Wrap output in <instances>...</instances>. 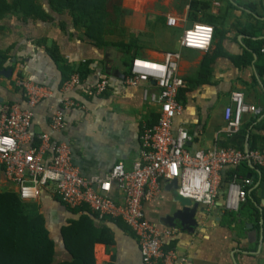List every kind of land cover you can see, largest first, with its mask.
I'll return each instance as SVG.
<instances>
[{
	"label": "crops",
	"instance_id": "obj_1",
	"mask_svg": "<svg viewBox=\"0 0 264 264\" xmlns=\"http://www.w3.org/2000/svg\"><path fill=\"white\" fill-rule=\"evenodd\" d=\"M40 1L46 5L45 0ZM190 1L104 0L103 43L97 45L83 36L68 11L56 15L51 22L29 20L42 28L36 38H5L0 32L1 48L10 47L15 59L11 74H0V106L17 103L26 107L27 94L15 83L19 77L42 87L44 93L32 108L30 126L32 142L38 144V136L49 132L52 114L62 105L61 100L69 97L74 104L65 110V127L52 138L69 144L71 161L80 174L104 176L117 162H122L129 170L139 155L142 129L159 116V104L151 99V94L157 93L159 88L153 80L130 85L124 81L125 72L133 58L161 61L165 53L179 52L177 73L184 85L178 92L183 112L173 119L172 131L175 133L179 126L186 129L190 140L185 146L191 152L214 146L249 149L248 134L243 135L240 129L255 116L257 119L249 128L264 119V49L259 53L251 51L249 58L244 55L246 36L236 29V25L246 20L242 13L243 0H198L202 5L196 11V21L189 17ZM252 1L256 11L263 13L261 19L264 20V0L262 5L257 0ZM230 4L236 8L229 9ZM167 15L173 16L177 24L168 25ZM200 22L216 24L221 34L216 38L212 36L207 50L182 47L183 30ZM257 38L264 39V29ZM51 44L57 46L70 66L87 63L86 78L67 92L63 85L71 74L62 79L60 65L43 48ZM102 78L108 80L106 89L91 93L90 88ZM233 90L240 91L247 103L257 107V112L243 114L240 129L226 135L223 112L231 104ZM259 132L264 135V130ZM247 163L250 168L245 176L235 174L236 179L251 180L249 185L243 186L245 197L236 209L224 205L227 184L233 178L231 171L235 166H224L220 170L215 203L208 207L198 204L193 229L175 225L174 243L164 244V247L172 246L178 257L184 258L183 264H264V166ZM0 176L6 180L1 169ZM8 188L13 189V186L10 184ZM112 193L118 197L115 185ZM36 201L48 217L50 229L51 224L59 227L77 217L59 202L50 188L42 190ZM178 208L179 203L163 187L156 200L145 203L144 212L161 228L167 224L160 218ZM90 216L96 225H106L114 235L113 244H94L96 264H142L137 240L123 222L101 219L95 213ZM56 248L59 258L67 256L62 244H56Z\"/></svg>",
	"mask_w": 264,
	"mask_h": 264
},
{
	"label": "built area",
	"instance_id": "obj_2",
	"mask_svg": "<svg viewBox=\"0 0 264 264\" xmlns=\"http://www.w3.org/2000/svg\"><path fill=\"white\" fill-rule=\"evenodd\" d=\"M166 22L172 26L177 24L170 15ZM212 36V26L192 23L183 30L180 45L207 50ZM179 58V52H167L161 61L131 60L124 81L133 86L155 81L159 89L151 94V99L159 104V116L142 129L139 155L131 169L127 170L122 162H117L104 176L80 174L71 161L69 144L52 138L65 127V110L74 104L69 97L63 98L62 105L52 114L49 132L38 136V144L32 142V108L44 91L22 77L17 78L16 85L27 94L26 107L17 103L0 106V169L6 181L24 201H36L42 190L50 188L70 209L86 206L98 218L121 220L137 240L142 264H183L184 258L178 257L172 246L164 247V244L174 243L177 227L156 226L145 215V203L161 195L165 182L177 179V191L181 195L206 207L212 206L218 193L220 170L244 161L264 166V148L249 149L248 152L231 146H214L194 152L186 148L185 144L190 140L186 129L179 126L175 133L172 131L173 119L183 112L178 99V91L184 85L177 73ZM79 83L78 73H73L64 82L63 90L67 92ZM107 85L108 80L102 78L89 91L98 94ZM230 100L231 104L223 112L226 135L240 129L243 114L257 112V107L247 103L238 90L231 91ZM238 179L234 175L227 184L224 205L229 209L237 208L238 202L245 197L243 186L251 183L250 178ZM113 185L118 197L112 193Z\"/></svg>",
	"mask_w": 264,
	"mask_h": 264
},
{
	"label": "trees",
	"instance_id": "obj_3",
	"mask_svg": "<svg viewBox=\"0 0 264 264\" xmlns=\"http://www.w3.org/2000/svg\"><path fill=\"white\" fill-rule=\"evenodd\" d=\"M257 1L262 5V0ZM189 3V17L196 21V11L200 9L202 2L191 0ZM45 4L43 6L40 0H0V32L5 27L3 20L12 16L23 22L29 20L51 22L56 15L68 11L76 27L82 30L83 36L89 38L93 44L103 43L101 17L104 14V0H45ZM241 5L245 8L242 13L246 16V20L236 25V29L246 36L244 55L249 58L251 51L255 50L259 53L264 49V39H255L264 29V20L261 19L263 13L256 11L252 0H243ZM229 7L232 10L236 8L233 4ZM208 25L213 28V38L221 34L216 24ZM43 48L46 54L60 65L63 80L67 79L74 70L79 73L82 80L88 75L87 63H80L76 67L70 66L59 54L55 44ZM10 59H12L11 64L5 65ZM14 63L15 59L10 54V47L2 49L0 46V69H13ZM128 73L129 68L125 75ZM256 119L257 116L251 118L240 129L243 135L248 134L250 150L264 148V135L259 132L264 130V119L249 128ZM241 168H244L243 171ZM249 168L247 162L233 167L231 178L239 173L245 176ZM59 202L62 204L61 201ZM71 210L77 217L56 227L57 232L54 237L50 231L48 217L42 211L39 201H24L15 189L0 188V264H96L94 244L98 242L113 244V232L106 225H96L90 216L94 213L86 206ZM125 228L128 230L126 225ZM56 244L63 245L68 252L67 256L58 257Z\"/></svg>",
	"mask_w": 264,
	"mask_h": 264
},
{
	"label": "water",
	"instance_id": "obj_4",
	"mask_svg": "<svg viewBox=\"0 0 264 264\" xmlns=\"http://www.w3.org/2000/svg\"><path fill=\"white\" fill-rule=\"evenodd\" d=\"M0 74L9 76L11 69H1ZM248 147L245 148V152H248ZM164 189L171 192L173 199L179 203V208L176 209L171 215L160 218V220L167 225L175 226L180 224L182 228L187 230L193 229L196 225L195 214L198 210V203L193 202L190 198L181 195L178 189L177 179H171L164 184Z\"/></svg>",
	"mask_w": 264,
	"mask_h": 264
},
{
	"label": "rangeland",
	"instance_id": "obj_5",
	"mask_svg": "<svg viewBox=\"0 0 264 264\" xmlns=\"http://www.w3.org/2000/svg\"><path fill=\"white\" fill-rule=\"evenodd\" d=\"M45 6V5H43ZM5 22V27L4 29H2V34L3 37L5 38H13V37H32V38H36L37 36L41 35V31L42 28L40 27V25H34L33 23H30L31 21H27L28 23H25L21 20H19L17 17H10V18H6L5 20H3ZM31 26H30V25ZM10 26V27H8ZM9 36V37H8ZM10 183H8L6 180H4L1 176H0V188L3 187H9ZM14 189V188H13ZM56 223V222H55ZM50 231L52 232L53 236L56 237V227L55 225L51 224V229Z\"/></svg>",
	"mask_w": 264,
	"mask_h": 264
},
{
	"label": "clouds",
	"instance_id": "obj_6",
	"mask_svg": "<svg viewBox=\"0 0 264 264\" xmlns=\"http://www.w3.org/2000/svg\"><path fill=\"white\" fill-rule=\"evenodd\" d=\"M189 42L190 43L192 42V40H191V34H190V41ZM200 42L203 43V40H201Z\"/></svg>",
	"mask_w": 264,
	"mask_h": 264
}]
</instances>
